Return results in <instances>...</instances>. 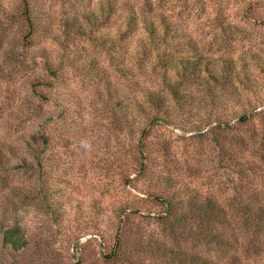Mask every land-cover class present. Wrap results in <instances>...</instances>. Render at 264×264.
<instances>
[{"label": "rangeland", "instance_id": "rangeland-1", "mask_svg": "<svg viewBox=\"0 0 264 264\" xmlns=\"http://www.w3.org/2000/svg\"><path fill=\"white\" fill-rule=\"evenodd\" d=\"M128 1L137 13L163 14L172 23L167 43L174 51L259 55L264 64V0ZM76 3L34 0L37 45L25 52L27 69L8 73L0 57V223L21 227L29 242L19 252L0 243V264H176L177 245L191 247L176 244L160 197L178 187L197 190L229 211L241 199L254 201L260 182L251 173L242 182L236 166L259 161L264 71L252 70L241 93L228 83L216 97L217 86L192 111L204 131L210 112L212 123L245 111L249 120L223 134L185 135L177 124L144 120L143 90L120 70L145 40L143 30L128 40L120 34L113 49L110 24L73 21ZM12 36V28L0 29V38ZM41 46L52 53L51 72L32 63ZM33 73L53 86H34ZM115 251L121 258L107 261Z\"/></svg>", "mask_w": 264, "mask_h": 264}, {"label": "trees", "instance_id": "trees-1", "mask_svg": "<svg viewBox=\"0 0 264 264\" xmlns=\"http://www.w3.org/2000/svg\"><path fill=\"white\" fill-rule=\"evenodd\" d=\"M75 1L78 4L72 6L73 21L87 17L90 26L94 21L96 27L103 22L110 24L117 36L112 42L113 49L117 48L115 40L120 34L122 39L128 40L139 28L145 33V40L138 42L134 54L120 69L124 68L123 76L130 85L138 84L143 90L140 105L143 106L141 113L144 120H156L161 126L177 124L185 135L192 132L201 135L202 132L223 134L233 122L239 121L241 124L249 120L251 112L245 111L237 116V120L229 121V116L225 115L212 123L213 114L210 112L207 119L211 127L204 131L201 130L204 122H194L192 111L194 106L209 102L208 94L210 91L214 93L217 86L221 89L215 91L216 97L228 83L234 84V89L241 93L244 78L249 81V77L253 76L252 70L264 71L259 55H212L197 49L192 52L185 49L174 51L167 43L172 23L163 14H139L128 0H96L93 6L89 5L90 0ZM33 2L0 0V29L6 31L7 27L12 28L14 34L18 35V40L15 36L11 41L0 38V57L8 73L27 69L29 60H25V52L37 45L35 37L38 25L33 16ZM78 30H82L81 27L74 28V31ZM49 50L46 46L38 47L32 59L36 67H42V71L51 72L54 67ZM0 73H4L1 67ZM45 77L41 73H33L35 83L32 84L50 88L53 85L44 82ZM138 77L142 80L139 81ZM152 77L154 83L150 81ZM148 82L150 87L145 89ZM200 83L203 86L201 90L196 88ZM227 94L228 91L224 92L225 96ZM256 111L254 107L252 112ZM257 116L262 119L258 132L261 148L259 161L250 163V167H247V163H237L236 166L242 182L248 173L260 182L255 188L252 203H245L241 199L229 211L213 194L197 190L183 193L181 187L171 196L160 197V205L164 208L163 220L169 231L177 234L173 235L178 240L176 244L187 242L191 247L187 250L177 245L172 251L176 264H261L259 261L264 256V117L262 114ZM231 163L235 166L236 161L231 159ZM0 243L13 252H19L27 248L29 242L21 227L0 223ZM120 254L121 251H115L105 258L112 262L120 259Z\"/></svg>", "mask_w": 264, "mask_h": 264}]
</instances>
